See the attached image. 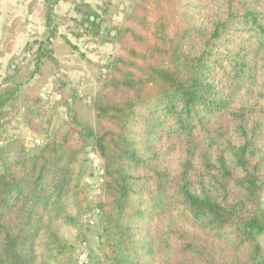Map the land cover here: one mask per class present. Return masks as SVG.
<instances>
[{"label": "trees", "instance_id": "obj_1", "mask_svg": "<svg viewBox=\"0 0 264 264\" xmlns=\"http://www.w3.org/2000/svg\"><path fill=\"white\" fill-rule=\"evenodd\" d=\"M115 46L94 125L0 146V264H75L90 147L108 264H264V0H135ZM21 85L1 88L0 127Z\"/></svg>", "mask_w": 264, "mask_h": 264}, {"label": "rangeland", "instance_id": "obj_2", "mask_svg": "<svg viewBox=\"0 0 264 264\" xmlns=\"http://www.w3.org/2000/svg\"><path fill=\"white\" fill-rule=\"evenodd\" d=\"M59 1L68 2L56 9ZM32 2L33 0L27 3ZM133 2L135 0L45 1L47 14L51 19L50 30L44 36L37 31L30 33L32 35L23 52L2 62L0 90L5 84L8 88L22 85L16 98L6 108L9 111L8 116L1 121L0 146L13 138L20 139L29 151H35L50 142L57 133H65L73 123L75 115L84 122L95 124L92 105L101 84L110 72V65L116 55L115 40L119 30L125 26ZM77 7H81L85 14H98L97 22L102 28L98 36H92L90 30L88 32V24L81 25L70 21L84 20L78 14ZM51 8L52 11L48 12ZM28 25V21H23L7 27L0 54H4L13 44L16 31L27 30ZM48 37L52 40L41 54L42 60L38 61L35 58L39 48L37 43L47 40ZM57 55L61 58L60 61L59 57L56 58ZM50 57L58 62V66L49 60ZM36 62L42 65V70L35 74ZM29 108H36L43 114L41 129L38 130L33 121L27 122L25 119V112ZM87 158L89 161L86 164L83 185L86 186L88 203L94 209L86 215L84 233L87 240L75 245V264H79V257L83 253L88 255L87 264H108L104 256L106 248L101 240L100 215L95 208L102 200V165L92 147L88 149ZM261 208L264 211V190ZM259 242L264 250V236L259 238Z\"/></svg>", "mask_w": 264, "mask_h": 264}, {"label": "crops", "instance_id": "obj_3", "mask_svg": "<svg viewBox=\"0 0 264 264\" xmlns=\"http://www.w3.org/2000/svg\"><path fill=\"white\" fill-rule=\"evenodd\" d=\"M46 0H33L32 4L27 3L26 0H0V47L3 39L7 34V27L11 24L18 25L23 21L29 22L27 30L16 31L13 37V44L4 53L0 54V71L2 69V62H6L14 56H18L23 52L24 47L30 40L32 34L37 33L45 35L47 30H50L51 23H47V8L45 7ZM57 2V1H56ZM55 2V3H56ZM68 1H59L55 6H65ZM49 11H52L49 9ZM58 14V11H55ZM23 27V26H22ZM59 57L58 55L56 58ZM61 58H58L60 61ZM62 63V62H61Z\"/></svg>", "mask_w": 264, "mask_h": 264}, {"label": "built area", "instance_id": "obj_4", "mask_svg": "<svg viewBox=\"0 0 264 264\" xmlns=\"http://www.w3.org/2000/svg\"><path fill=\"white\" fill-rule=\"evenodd\" d=\"M27 2H31L32 0H26ZM79 264H87L88 263V255L86 253H83L79 257Z\"/></svg>", "mask_w": 264, "mask_h": 264}]
</instances>
